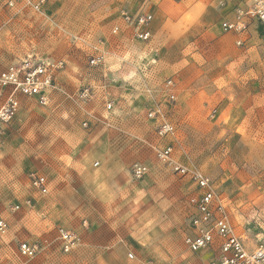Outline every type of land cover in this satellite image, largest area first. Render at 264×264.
I'll list each match as a JSON object with an SVG mask.
<instances>
[{"label": "rangeland", "instance_id": "1", "mask_svg": "<svg viewBox=\"0 0 264 264\" xmlns=\"http://www.w3.org/2000/svg\"><path fill=\"white\" fill-rule=\"evenodd\" d=\"M244 1L45 0L34 12L0 0V74L29 56L63 63V91L47 106L18 95L0 131V218L10 225L0 264H132L129 252L159 264H211L210 251L184 243L195 184L157 159L154 147L166 144L178 162L209 176L247 244L264 240V30L251 26L253 42L238 45L220 27ZM125 11L153 14V40L112 33ZM98 40L106 62L96 69L88 61ZM118 47L123 60L109 62ZM110 71L114 90L94 84ZM170 79L175 102L165 90ZM88 84L97 87L93 99L77 101ZM158 99L177 127L161 140L160 119L149 117ZM135 163L148 167L141 179ZM32 173L46 176V195L31 186ZM61 229L80 234L81 245L65 253ZM21 241L39 253L22 257Z\"/></svg>", "mask_w": 264, "mask_h": 264}, {"label": "built area", "instance_id": "2", "mask_svg": "<svg viewBox=\"0 0 264 264\" xmlns=\"http://www.w3.org/2000/svg\"><path fill=\"white\" fill-rule=\"evenodd\" d=\"M8 9L32 10L42 12L45 0H2ZM247 7L236 9L234 20H226L221 23L222 30L226 33L234 32L239 35H247L249 25L253 21L264 24V0H248ZM154 16L150 12H122L121 24L114 26L113 34L122 31V25L129 30L133 39L148 42L152 39L151 25ZM251 22V23H250ZM243 40H238L242 45ZM103 40L92 46L89 56L91 68H102L106 62V52L102 48ZM61 61H53L39 57L29 56L16 63L10 64L0 74V131L10 122L17 111L19 101L17 96L22 95L35 98L41 106L49 105L51 95L54 91H63L58 83L57 73L62 69ZM165 90L171 101H176L173 92L175 82L170 79L165 84ZM97 87L88 84L80 88L75 94V99L82 103L92 100ZM107 110L114 108L113 101H106ZM157 126L158 138L164 139L175 135L177 127L172 122L162 117L161 108L157 105L149 113V117L156 119L160 117ZM88 122H84L87 126ZM155 148L157 159L171 169L180 177L189 178L195 184V190L188 197L191 208L189 234L184 238L186 247L194 252L212 251L214 253L211 264H264V240L256 245L250 246L240 236L232 225L225 204L216 193L213 182L203 171L184 165L175 159L174 146L172 144L158 145ZM95 165H98L96 163ZM148 167L143 163H135L132 168L133 176L141 179L147 173ZM31 186L41 195L49 192L48 180L42 174H30ZM19 206H16V209ZM87 222H84L86 225ZM10 225L0 218V237L9 232ZM58 239L61 249L65 253L72 252L81 243V236L75 231L61 229ZM40 251L35 243L21 241L18 252L22 257L34 258ZM128 259L132 264H159L153 259L139 258L133 252L128 253ZM167 264H173L168 262Z\"/></svg>", "mask_w": 264, "mask_h": 264}, {"label": "crops", "instance_id": "3", "mask_svg": "<svg viewBox=\"0 0 264 264\" xmlns=\"http://www.w3.org/2000/svg\"><path fill=\"white\" fill-rule=\"evenodd\" d=\"M248 4H249V1L247 0V1H244L243 2V4L241 3V7H243V8H245V7H247L248 6ZM235 17H236V10L233 12V13H231L230 15H228V16H226V17H224L223 19H222V21L220 22V27H221V23L223 22V21H226V20H230V21H232V20H234L235 19ZM251 23V22H250ZM255 25H259V26H261L262 27V29L264 30V24L263 23H261V22H259V21H253L250 25H249V28H248V34L247 35H245V34H243V35H239V34H236V33H234V32H228L229 34H232V37L233 38H235V42L237 43L238 42V40H243L244 42H243V44L245 43V44H250L251 42H253V37H252V33H253V31H252V27L253 26H255ZM252 26V27H251ZM156 28L154 27V29H153V23H152V25H151V31H152V33H153V30H155ZM221 29H222V27H221ZM223 31V30H222ZM122 32H123V34H127L126 36H127V38L128 39H132V36L130 35V36H128V34H129V30L128 29H126V27L124 26V25H122ZM264 32V31H263ZM126 36L125 37H123L122 38V40H126L127 38H126ZM153 36H154V33H153ZM153 36H152V40H153ZM113 37V36H112ZM130 41V40H129ZM151 41V40H150ZM149 41V42H150ZM238 44V43H237ZM242 44V45H243ZM127 46H128V44H126ZM239 45V44H238ZM124 49V48H123ZM109 62H113V61H115V60H118V59H122L123 60V58L124 57H122V51H121V48H110L109 49ZM122 57V58H121ZM118 58V59H117ZM120 69V68H119ZM123 70H124V72H123ZM123 70H120V75H125V73H126V70L125 69H123ZM112 73H111V71H110V73H109V77L107 78L108 80H102V81H100V83H96V82H94V84H96V86H98V87H100L101 86V88H103V90H106L107 91V81L109 82V84H110V86H108L109 87V91H111V88L114 90L115 89V87H112V85H114L111 81V79H112V75H111ZM102 75H104V74H102ZM105 75H107V71H106V74ZM59 84H60V82H59ZM103 84H105L106 86H104ZM60 85H62V84H60ZM124 85H126L127 86V83H125ZM173 92L176 94V85H175V87H174V89H173ZM52 94H53V92H52ZM159 101V99L155 102L156 104V106H157V104L159 103L158 102ZM158 106L161 108V110H163V107H161L159 104H158ZM106 112H107V110H106ZM107 115V114H106ZM105 119H107V116H105ZM157 119H161V116L160 117H158ZM96 163H98V165L100 164L99 162H96ZM95 163V164H96ZM98 165H95V166H98ZM37 192V191H36ZM38 193V192H37ZM204 252H206V251H204ZM210 253H211V255H212V257H213V255H214V253L212 252V251H210ZM170 262V261H169Z\"/></svg>", "mask_w": 264, "mask_h": 264}]
</instances>
